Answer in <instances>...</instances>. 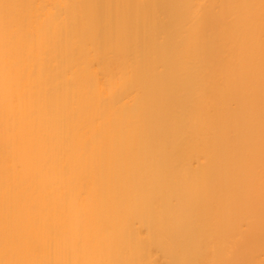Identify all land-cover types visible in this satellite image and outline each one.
<instances>
[{
  "label": "bare ground",
  "instance_id": "obj_1",
  "mask_svg": "<svg viewBox=\"0 0 264 264\" xmlns=\"http://www.w3.org/2000/svg\"><path fill=\"white\" fill-rule=\"evenodd\" d=\"M0 264H264V0H0Z\"/></svg>",
  "mask_w": 264,
  "mask_h": 264
}]
</instances>
